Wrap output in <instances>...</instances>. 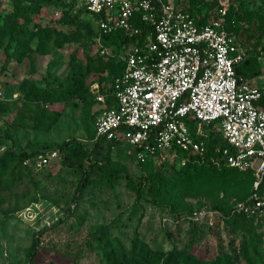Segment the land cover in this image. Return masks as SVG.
<instances>
[{"label": "rangeland", "instance_id": "rangeland-1", "mask_svg": "<svg viewBox=\"0 0 264 264\" xmlns=\"http://www.w3.org/2000/svg\"><path fill=\"white\" fill-rule=\"evenodd\" d=\"M170 1L198 16L239 12V37L251 49L246 81L264 87V0ZM83 5L0 0V136H10L0 141V264H28L37 233L69 209L63 223L42 235L32 264H163L173 252L179 264L225 253L236 264H264V217L190 218L247 199L251 175L220 169L191 175L190 157L176 151L139 163L124 142L93 151L95 121L109 108L98 96L111 90L125 49L120 41L99 39L98 21ZM13 31L28 40L7 47ZM45 89L51 90L48 102ZM71 139L82 144L73 142L67 154L98 166L82 192L79 167L60 156L48 164L40 159ZM32 151L40 154L10 156Z\"/></svg>", "mask_w": 264, "mask_h": 264}, {"label": "built area", "instance_id": "built-area-1", "mask_svg": "<svg viewBox=\"0 0 264 264\" xmlns=\"http://www.w3.org/2000/svg\"><path fill=\"white\" fill-rule=\"evenodd\" d=\"M98 20L99 39L121 28L144 42L126 50L125 68L113 83L115 106L95 121L96 139L124 141L138 162L174 149L207 151L214 123L230 167L252 170L254 191L234 213H264V91L239 75L247 52L227 27V9L202 21L170 0H84ZM139 18L148 29L139 27ZM98 99L105 103L107 95ZM58 149L40 156L48 164ZM224 214L195 211L193 220Z\"/></svg>", "mask_w": 264, "mask_h": 264}, {"label": "trees", "instance_id": "trees-1", "mask_svg": "<svg viewBox=\"0 0 264 264\" xmlns=\"http://www.w3.org/2000/svg\"><path fill=\"white\" fill-rule=\"evenodd\" d=\"M176 6L181 8V9H184L186 11H189L193 16H195L197 18H201L202 21H205L207 18L211 17V16L208 17L206 15L198 16L193 11H191L190 8H187V7L183 6V5H176ZM83 8H84V11L86 13L90 14L92 17H95V19H97V21L99 20V18L101 16L105 15V13L100 14V15L91 13L90 11H88L86 9L85 4L83 5ZM239 20H240L239 12H237L235 14H232V13L227 11V14H226L227 27L231 31V33L235 34L238 42L241 44L242 47H244V49H246V52L248 53L251 49H249V47L248 48L245 47L244 43L242 42V40L239 37V35H240V33H239V29H240ZM135 22L142 29H148V26L146 25V23L141 22V20L139 18H136ZM260 28H261V31L264 33V25L263 24L260 25ZM21 39H24V40L27 41L28 37H22L21 35L18 34L17 31H13L12 34H11V38H10L8 44H7V47L14 48L16 46V43L19 40H21ZM103 39L105 41H109V42H113V43L115 41L122 42L125 51L130 49L131 47H133L135 45H139V44L144 42V37L142 35H140V36L139 35L138 36H130L127 32H125L121 28L116 29L112 33L104 34L103 35ZM256 44H258V43H256ZM11 57H12V55H10V53H8L6 61H5L4 65H3V69L2 70H4L7 67L8 62L10 61ZM247 62H248V57H246L245 61L242 62L237 67L239 75L242 76L244 80L247 79L246 75L244 73L245 72L244 67H245V64ZM124 68H125V62L122 61L121 70L118 73V75L122 74V72L124 71ZM262 89L264 91V87ZM112 93H113V85L111 87V90L107 94V101L104 103L109 108H111L112 106H115L114 97L112 95L109 96V94H112ZM43 97H44V101H47V102L50 101V99H51V90L45 89L43 91ZM208 129H209V136L207 138L208 148H207V151L205 153H202V154L201 153H195L193 151L182 150V149H174L172 151L181 152V153H184V154H186V155H188L190 157L189 165H188L187 168H188L189 173L191 175H199L204 170L210 171V170H214V169H220V170H225L226 173H230V172H232L234 170H238L236 168L230 167L222 159L221 149L226 145V143L224 142V140H223V138L221 136V132L217 128H215L214 123H211L208 126ZM4 138L10 139V136L9 135L0 136V141H2ZM93 141H94L93 151H95L97 154L102 153L101 148H102L104 143H108L109 144L108 147H109L111 145H115L117 143L124 142V141L106 140L105 138H97L96 139V134L94 135V140ZM73 142L77 143L78 141L75 140V139H71V140L65 141L57 149L60 151L59 156H60V159H62V161L64 162V164L75 165V166L79 167L80 170L82 171V176H81L80 182L78 184V188H77L78 192H82L84 190L85 186L87 185L90 176L92 175V171L94 170V168H98V166L96 164H91L89 167H87L84 163H81V162H78V161L72 159L67 154L66 150L70 146V144H72ZM78 143L82 144L81 142H78ZM39 154H40L39 151H32V152H25L23 154H18V155L14 153L13 155H10V156H14V157L24 156L25 158H29L31 156H37ZM132 155H133V153H132ZM59 156L56 157L55 159H58ZM133 157H134V155H133ZM55 159H53V160H55ZM139 163H141V162H139ZM243 172H245V173H247V174L252 176V191H251V194H252L253 191H254L255 175H254L252 170H246V171H243ZM102 174L108 175L104 170L102 171ZM113 176L115 177V176H120V175H118V173H117L116 175H113ZM1 179H2V175L0 174V180ZM258 191H259L260 194H264V179L261 182ZM214 208L219 210L220 212H222L224 214L223 217H226L229 220H233L234 218H238V217H264V213H261V212H256V213H253V214H246V213H234V214H232V212H231L232 208H230L228 210L224 209L221 206H215ZM71 214H72V211H71V209H69V211L66 212V217H69ZM66 217L61 219L58 223L54 224L50 228H44V229L40 230L37 233V237L35 238V240L33 242V245H32V247H31V249L29 251L30 260H29L28 264H32L33 258L35 257V255H36V253L38 251V247H39V245L41 243L42 235L45 234L49 229L59 226L61 223H63L66 220ZM217 217H220V216H217ZM177 255H178L177 252L170 253L169 256L164 260L163 264H179V263H177V260H178ZM235 259H236V257H232L231 258V256H229L228 253H225L223 255L220 254L214 260L207 261V262H204V263H200L199 259H197L196 257L189 256V258L186 259L183 262V264H236ZM250 264H254V263L250 262Z\"/></svg>", "mask_w": 264, "mask_h": 264}]
</instances>
